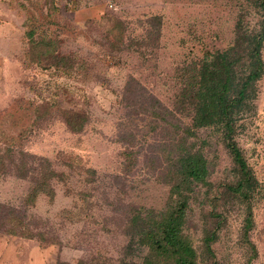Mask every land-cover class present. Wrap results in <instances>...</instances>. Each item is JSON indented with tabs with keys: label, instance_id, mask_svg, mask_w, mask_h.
I'll list each match as a JSON object with an SVG mask.
<instances>
[{
	"label": "rangeland",
	"instance_id": "obj_1",
	"mask_svg": "<svg viewBox=\"0 0 264 264\" xmlns=\"http://www.w3.org/2000/svg\"><path fill=\"white\" fill-rule=\"evenodd\" d=\"M262 18L250 0H0V155L30 169L0 177V211L43 233L0 228V264H116L132 214L177 203L166 175L186 129L210 167L184 226L198 264H248L247 204L227 189L237 179L232 156L216 127H194L191 99L179 100L207 53L233 44L239 23L258 31ZM30 30L56 41L41 63L30 61ZM51 52L70 56L73 69L49 67ZM257 91L235 135L257 178L250 264H264V75ZM70 110L88 115L83 130L68 125ZM50 169L53 191L36 193Z\"/></svg>",
	"mask_w": 264,
	"mask_h": 264
},
{
	"label": "trees",
	"instance_id": "obj_2",
	"mask_svg": "<svg viewBox=\"0 0 264 264\" xmlns=\"http://www.w3.org/2000/svg\"><path fill=\"white\" fill-rule=\"evenodd\" d=\"M262 15L261 27L258 31H250L241 23L235 42L227 49L208 54L201 61L200 66L194 68L183 86L180 100L191 99L194 110V127H216L222 134V139L235 164L236 181L227 186L229 192L240 197L247 204L243 239L252 251L248 264L258 254L255 243L250 238L254 227L253 203L258 194L257 178L247 161L243 149L236 140L237 123L241 117L252 110L257 98V82L264 75V0H250ZM37 30H30L31 48L34 55L30 61L47 47L56 46V41H45L44 37L34 39ZM54 48L51 49L53 51ZM40 61V59H39ZM41 63V61H40ZM49 67L63 66L73 69L70 56L57 57L52 52L49 57ZM72 64V67H71ZM66 117L67 123L73 131H81L88 122V115L78 110H70ZM67 113V112H65ZM193 129H186V136L192 137ZM179 145L174 158L172 172L166 175L171 184V194L179 199L171 203L166 209L158 212L150 210L147 214H132L129 229L125 232L128 242L121 252V258L116 264H198V253L190 239L184 233L187 209L195 192L194 184L206 183L210 174V167L206 155L200 149H195L193 143ZM7 152H11L9 149ZM22 150L18 152L21 156ZM8 154V153H7ZM15 153L0 155V177L11 169L24 171L30 175L29 166L24 158L18 161ZM33 157V156H27ZM53 169L40 178L35 192L50 193L53 189L50 180L55 176ZM33 199V197H31ZM7 205L0 203V210ZM9 208V207H8ZM0 211V228L11 234H19L27 238L42 236V232L33 233L26 227L22 218L15 214ZM19 212H21L19 210ZM60 239H56L59 242ZM216 235L206 237L207 250L214 255L211 243ZM140 253L141 250H144ZM77 264H85L84 259Z\"/></svg>",
	"mask_w": 264,
	"mask_h": 264
}]
</instances>
